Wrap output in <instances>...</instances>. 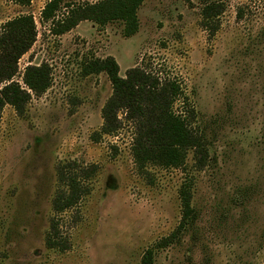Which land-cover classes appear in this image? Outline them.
Returning <instances> with one entry per match:
<instances>
[{"label":"rangeland","instance_id":"obj_1","mask_svg":"<svg viewBox=\"0 0 264 264\" xmlns=\"http://www.w3.org/2000/svg\"><path fill=\"white\" fill-rule=\"evenodd\" d=\"M48 1L0 0V23L31 14L36 24L15 78L42 62L51 72L50 86L31 96L23 115L10 105L2 111L0 264H142L146 249L178 225L184 181L192 184L194 218L174 241L155 247L151 264H264V0H144L131 36L119 20H83L55 35L41 19ZM206 2L222 7L212 36L202 21ZM107 57L120 76L142 66L180 84L204 138L202 165L188 150L182 168L140 172L122 110L117 131L99 134L112 86L105 72L84 67ZM181 102L173 108L185 110ZM68 162L95 173L89 193L56 214L57 166ZM52 218L59 248L46 245Z\"/></svg>","mask_w":264,"mask_h":264},{"label":"trees","instance_id":"obj_2","mask_svg":"<svg viewBox=\"0 0 264 264\" xmlns=\"http://www.w3.org/2000/svg\"><path fill=\"white\" fill-rule=\"evenodd\" d=\"M27 6L31 0H12ZM144 0H99L94 3L75 4L67 0H49L41 11L43 21H51L50 31L61 35L70 31L80 21L90 20L99 25L119 20L124 24L125 36L133 35L138 29L137 10ZM65 12L57 18L61 7ZM221 4L206 2L201 10L203 25L213 35L218 27L217 19L221 13ZM36 24L31 14H22L0 23V119L5 105H10L23 115L32 95L44 93L51 83L50 67L47 63L27 65L18 74L19 59L27 53L35 42ZM84 73L105 72L112 86V93L101 109L102 126L99 134H112L121 125L118 115L132 127L131 152L137 169L142 172L149 165L163 168H182L186 162L188 150H192L198 165H202L207 156L204 138L192 127L195 116L189 106L180 84L171 78H161L158 74L142 66H134L119 75L118 63L112 57L94 60L84 67ZM185 110H175L176 101H182ZM95 173V167L83 168L74 162L60 163L57 166L59 186L52 200V209L58 214L76 206L83 196L89 193L87 180ZM192 184L181 183L179 199L181 218L176 228L155 246L146 249L142 264H151L155 247H161L174 241L194 218L191 205ZM58 219L52 218L46 245L59 248Z\"/></svg>","mask_w":264,"mask_h":264}]
</instances>
